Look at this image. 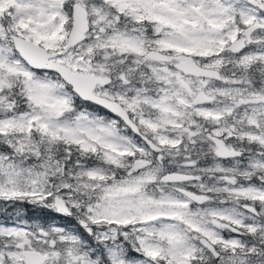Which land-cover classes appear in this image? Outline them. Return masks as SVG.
Returning a JSON list of instances; mask_svg holds the SVG:
<instances>
[{
  "label": "snow or ice",
  "instance_id": "1",
  "mask_svg": "<svg viewBox=\"0 0 264 264\" xmlns=\"http://www.w3.org/2000/svg\"><path fill=\"white\" fill-rule=\"evenodd\" d=\"M0 264H264V0H0Z\"/></svg>",
  "mask_w": 264,
  "mask_h": 264
},
{
  "label": "trees",
  "instance_id": "2",
  "mask_svg": "<svg viewBox=\"0 0 264 264\" xmlns=\"http://www.w3.org/2000/svg\"><path fill=\"white\" fill-rule=\"evenodd\" d=\"M26 211H28V212H29V214H30V212H31V210H26Z\"/></svg>",
  "mask_w": 264,
  "mask_h": 264
}]
</instances>
